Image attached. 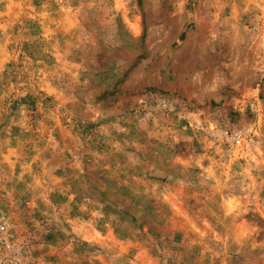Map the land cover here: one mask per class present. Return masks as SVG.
Returning a JSON list of instances; mask_svg holds the SVG:
<instances>
[{
  "label": "rangeland",
  "instance_id": "rangeland-1",
  "mask_svg": "<svg viewBox=\"0 0 264 264\" xmlns=\"http://www.w3.org/2000/svg\"><path fill=\"white\" fill-rule=\"evenodd\" d=\"M0 264H264V0H0Z\"/></svg>",
  "mask_w": 264,
  "mask_h": 264
}]
</instances>
